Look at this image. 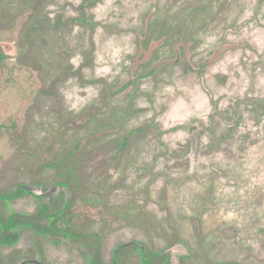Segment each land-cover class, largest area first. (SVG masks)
Masks as SVG:
<instances>
[{
  "label": "rangeland",
  "instance_id": "rangeland-1",
  "mask_svg": "<svg viewBox=\"0 0 264 264\" xmlns=\"http://www.w3.org/2000/svg\"><path fill=\"white\" fill-rule=\"evenodd\" d=\"M83 5L0 0V191L68 185L87 236L19 226L0 264H90L92 241L105 264L133 242L169 264H264V0ZM128 247L118 264H142Z\"/></svg>",
  "mask_w": 264,
  "mask_h": 264
},
{
  "label": "flooded vegetation",
  "instance_id": "flooded-vegetation-1",
  "mask_svg": "<svg viewBox=\"0 0 264 264\" xmlns=\"http://www.w3.org/2000/svg\"><path fill=\"white\" fill-rule=\"evenodd\" d=\"M6 47H9V45H6ZM12 50L13 49H11V51ZM61 184H64V183L59 182L53 186H47L44 182H41V181L35 182V183H29V184L21 183L17 185L15 188H12L10 190L0 191V206H3V204L11 203L12 201H17V200L27 198V197H31V198H34L35 200L42 202L37 207V212L33 215L32 214H29V215L14 214L11 216L9 214L7 215L6 212H2V210L0 209V248L2 247L4 249H14L17 247L18 240H19V233H17L15 228L19 226L22 228L33 229L42 236L48 235L49 233H52V232H56L58 235H60V237H69L73 235L75 237H78V239L87 238V236L83 237L80 233L70 230V227L68 226L67 222H68L69 216L67 215V212L70 208V204L66 208H64L65 203H66V194L64 192H61L59 194L47 195V193L50 190H52L55 186H58ZM27 187H34V188L41 187V189H36L37 193H39L37 194L33 192L32 190H29ZM57 200H60L59 202H62V203L59 204ZM49 206H51L53 209H56V213H55L56 216L54 219H50L47 215L46 209ZM42 208H45V210H43V213L40 214V212H42L41 211ZM50 225H52L53 227L51 232H49L48 230ZM7 237H12V238L17 237L18 240L15 243L9 244L8 242L4 240ZM126 245L127 246H138L142 251H145V246L142 243L133 242V244L129 243ZM96 246L98 245L92 241V245H91L92 256L95 250L94 248ZM35 247L36 249H38L37 245H35ZM164 251L165 250H163V252ZM165 255H168V257L170 258V254L165 253ZM0 260H1V255H0ZM8 264H46V263L42 261V257L40 254H38L37 256H34V255L22 256L20 251L14 250L13 259L12 260L10 259ZM113 264H118V261L114 262L113 260Z\"/></svg>",
  "mask_w": 264,
  "mask_h": 264
},
{
  "label": "trees",
  "instance_id": "trees-1",
  "mask_svg": "<svg viewBox=\"0 0 264 264\" xmlns=\"http://www.w3.org/2000/svg\"><path fill=\"white\" fill-rule=\"evenodd\" d=\"M96 0H84V5L82 6V9L84 10L85 7L87 6H92L94 5ZM74 22H76L77 24H80L82 26H89L91 29L95 28L97 26V23H95L94 21H91L89 19H87L85 17V14L83 15L82 18H78L76 19ZM82 76V71L79 70L78 71V77ZM19 192V190H18ZM43 210H45V208H42L40 212V214L43 213ZM47 215L50 219H54L56 216V209H53L51 206H49L47 209ZM39 214V215H40ZM53 229L52 225L49 226L48 230L49 232H51ZM6 242L10 243H15L18 238L17 237H7L4 239ZM129 247L127 245H121L119 246L114 252H113V260L114 262H117L119 260V255L121 252L127 250ZM136 248L141 252V263L142 264H169L166 261V257L167 255H165V253L163 251L161 252H152V251H142L138 246H136ZM94 252H93V256L90 260V264H105L102 254H101V249L99 246H96L94 248ZM229 264H239V263H229Z\"/></svg>",
  "mask_w": 264,
  "mask_h": 264
},
{
  "label": "water",
  "instance_id": "water-1",
  "mask_svg": "<svg viewBox=\"0 0 264 264\" xmlns=\"http://www.w3.org/2000/svg\"><path fill=\"white\" fill-rule=\"evenodd\" d=\"M27 188L29 190H32L35 193H37L36 189H41V187H35V188L34 187H27ZM61 192H64L66 194V203H65V207H64V208H66L69 205L70 199H71V196H72V192H71V189L69 188V186H67L66 184H61V185L55 186L52 190H50L47 193V195L59 194ZM37 194H39V193H37ZM130 244H133V243H130ZM178 246H180V244L174 245L170 249L173 250V249H175ZM164 252L166 253V251H164ZM28 262H30V261H28ZM172 262H173V264H175V263L178 264V260H174V258H172Z\"/></svg>",
  "mask_w": 264,
  "mask_h": 264
}]
</instances>
